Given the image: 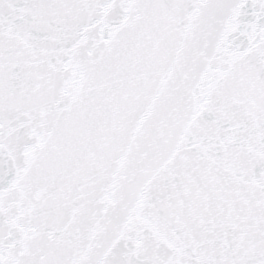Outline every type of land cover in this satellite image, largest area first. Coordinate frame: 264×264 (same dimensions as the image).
<instances>
[{"label": "snow or ice", "instance_id": "obj_1", "mask_svg": "<svg viewBox=\"0 0 264 264\" xmlns=\"http://www.w3.org/2000/svg\"><path fill=\"white\" fill-rule=\"evenodd\" d=\"M0 264H264V0H0Z\"/></svg>", "mask_w": 264, "mask_h": 264}]
</instances>
